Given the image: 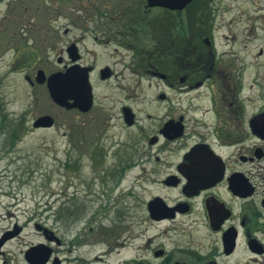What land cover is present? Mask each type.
Returning <instances> with one entry per match:
<instances>
[{"label": "flooded vegetation", "instance_id": "af4514ba", "mask_svg": "<svg viewBox=\"0 0 264 264\" xmlns=\"http://www.w3.org/2000/svg\"><path fill=\"white\" fill-rule=\"evenodd\" d=\"M139 2L141 10L127 16L130 24L124 31L109 28L90 36L96 45L115 42L124 49L110 53V65L98 69L86 65L76 40L64 49L67 60L61 67H31L35 71L25 72L23 80L31 87L45 86L48 92L50 76L73 80L74 71L84 68H90L88 78L95 73L100 82L124 72L136 78V85L147 78L151 96L143 121L130 105L137 102L130 89L118 118L135 128L134 150L141 142L146 144L145 161L134 162L137 178L155 191L144 204V218L159 228L155 237L167 244L146 238L138 248L143 246L144 254H137L134 264H264V0H192L180 10ZM2 4L0 49L12 50L15 58L19 49L39 54L20 56L14 70L21 73L31 69H25V63L38 60L41 51L56 48L57 40L48 37L57 35L50 27L44 30L48 44L42 45L40 39L34 42L35 49H29L32 44L19 48L20 41H15L24 32L20 29L24 20L15 13L23 2L0 0ZM154 10L163 13L154 16ZM56 61L62 63V58ZM116 65L122 66L118 75ZM49 98L58 109L80 112ZM67 102L73 99L67 97ZM42 116L50 115L35 118L33 129L54 128L52 116V126L35 127ZM132 218L137 227L139 216ZM57 237L50 236V241L61 245ZM34 247L24 252L28 264ZM52 257L51 251L46 264H60Z\"/></svg>", "mask_w": 264, "mask_h": 264}, {"label": "rangeland", "instance_id": "374dc122", "mask_svg": "<svg viewBox=\"0 0 264 264\" xmlns=\"http://www.w3.org/2000/svg\"><path fill=\"white\" fill-rule=\"evenodd\" d=\"M78 1L22 0L20 12L15 13L24 20L20 27L24 32L15 41H20L18 47L32 44L29 49H35L36 40L41 39L42 45L57 40L53 51H41L38 60L25 63V69L61 67L67 60L64 49L76 40L84 63L97 69L112 63L109 55L115 48L124 51L115 42L96 45L90 36L109 28L124 31L130 24L127 16L136 8L141 10L140 0L109 5ZM4 7L0 5V10ZM162 13L152 11L154 16ZM4 14L2 10L0 18ZM50 27L57 38L44 32ZM30 28L36 32H29ZM25 51L19 49L15 58L12 50L0 49V239L6 237L0 264H28L25 250L40 244L49 247L60 264H134L137 254H144L143 246L138 248L146 238L167 244L155 237L159 228L144 218V204L155 191L137 178L135 163L145 161L146 144L141 142L134 150L136 130L118 118L130 89L135 90L132 100L135 94L137 99L130 105L143 121L151 96L147 78L136 85V78L127 72L118 75L121 65L115 66L118 77L107 82H100L93 73L89 77L95 95L91 111L66 112L52 104L45 86L31 87L23 80L24 73L32 74L34 68L14 70L21 55L36 53ZM59 58L62 63L58 64ZM46 114L54 118V128L33 129V120ZM53 235L61 245L50 241Z\"/></svg>", "mask_w": 264, "mask_h": 264}, {"label": "water", "instance_id": "95a60500", "mask_svg": "<svg viewBox=\"0 0 264 264\" xmlns=\"http://www.w3.org/2000/svg\"><path fill=\"white\" fill-rule=\"evenodd\" d=\"M150 7H162L171 10H180L189 4L192 0H147ZM75 51L74 46L70 48ZM90 68H84L80 71H74V79L69 80L66 78L58 79L55 76H50L47 80V88L49 95L53 101L67 108H76L80 112L86 113L92 107V88L88 80V72ZM42 81V80H41ZM67 97L73 99V103L67 102ZM127 114H125V118ZM131 123L128 122V125ZM42 125L52 126V118L49 116H43L39 118L35 123V127ZM6 237L0 239V248L4 244ZM33 253L31 259H27L30 264H46L51 251L50 249L40 244L35 246L30 252Z\"/></svg>", "mask_w": 264, "mask_h": 264}, {"label": "bare ground", "instance_id": "6f19581e", "mask_svg": "<svg viewBox=\"0 0 264 264\" xmlns=\"http://www.w3.org/2000/svg\"><path fill=\"white\" fill-rule=\"evenodd\" d=\"M57 81H58V79H56ZM74 102V101H73ZM128 118H129V116H128Z\"/></svg>", "mask_w": 264, "mask_h": 264}]
</instances>
